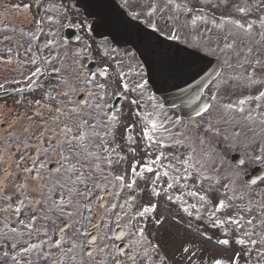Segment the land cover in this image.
I'll use <instances>...</instances> for the list:
<instances>
[{"label":"snow or ice","instance_id":"6c2138e0","mask_svg":"<svg viewBox=\"0 0 264 264\" xmlns=\"http://www.w3.org/2000/svg\"><path fill=\"white\" fill-rule=\"evenodd\" d=\"M14 7L18 9V6ZM23 7L27 10L29 5L25 4ZM146 7L148 9L146 15L151 21L148 27L163 36L165 33L160 31L157 22L152 19L156 16L159 5L152 3ZM165 7L191 15L190 21H186L181 26L171 27L166 37L167 41H176L186 47L178 48L175 44H167L152 34L146 33L145 36L154 41L157 48L164 50L163 55L168 60L176 58L190 60L193 70L198 69L197 74L204 70L199 68V62L204 60V56L216 55L217 51L234 49L235 37L240 33L251 35L255 23L244 24L240 20L230 17H222L219 23L214 17L209 21L208 16L202 11L197 13L187 4H177L175 0H167ZM237 11L247 13L250 8L241 6L237 8ZM131 15L138 17L140 13L133 12ZM177 18L178 16L168 19ZM47 19L51 20L52 17L48 16ZM199 21L211 23L217 29L230 26L223 48H220L219 44L216 48L211 47V38H205L202 33H197L195 36L190 34L189 24L196 26ZM37 23L39 24L40 21ZM260 27L264 29V17L260 19ZM181 33L184 36L183 40ZM28 35L36 39L33 33H28ZM229 36L233 38L232 43L227 42ZM261 38L264 39V32L261 33ZM54 43L53 40H48L46 46ZM188 48H191L192 51H188ZM248 52L251 53V48L248 49ZM200 53L204 55H200ZM56 60L61 61V66L51 68V73L57 74L59 82L65 86L66 90L57 91L55 94L45 92L44 96L47 100L45 103H42L41 100L28 101L26 111L23 113L17 111L12 114L11 119L5 121L7 129H0V199L6 202V207L0 209V212L6 214L4 230L0 231V239L14 241L12 244L14 255L11 256V264H137L138 257L148 256L149 250L158 252L159 246L148 241L145 229L136 223L137 217H146L149 213H155L158 203L145 204L139 211H135L136 197L128 195L125 189L133 191L136 177L143 179L144 173H153V165L161 161L163 153L157 155L149 163L141 164L138 160H132L127 181L125 175H114L111 171L113 165L128 159L127 155H121V149L132 156L137 154L139 142L131 134L135 124H129L125 129L126 135L123 137V144L115 143L120 118L116 114H111L107 116L111 124H105L104 132L101 134L98 129L103 122L98 121L91 112L85 111L81 106L84 102H74L71 99L75 89L68 88L69 80L60 75L68 70L67 56L44 58L41 66L35 67V70L30 73V77H25L26 80H29L26 87L28 89L40 87L36 78L41 75L49 76L51 73L47 69L50 61ZM29 62L35 65L36 57L34 56ZM242 63H251L261 75V79L258 80L255 78V72L249 73L247 75L249 84L264 82V63L259 59L254 61L245 59ZM228 67H232V65L229 63ZM97 71L100 76H107L110 66L106 64ZM117 75L121 78L119 83L122 85L123 93L117 92L116 95L137 90L142 93L147 85L145 80L142 83H137L134 88H130L127 83L122 82L124 73L118 72ZM85 82L92 84L93 80L86 78ZM222 82L219 81L218 86ZM13 83H19V81H13ZM96 88L103 92L105 85L96 84ZM8 91H21V89L10 90L5 87V84H0V92ZM93 95H97L100 100H103V95ZM60 96L66 99H57ZM262 97H264V92H260L255 99L259 101ZM124 98L127 99V95ZM213 99L216 97L214 96ZM250 99L252 97L241 98L235 103L221 104L220 107L225 111L234 110L243 114L245 112L244 105ZM52 101H55V106ZM13 103L20 105L25 102L17 100ZM130 103L139 104V101L132 100ZM87 106L98 114L103 110L102 103ZM211 107L210 104H203L196 111V115L200 116L202 112L210 111ZM8 114L9 110L6 105H0V116ZM136 115L141 114L137 113ZM258 115L264 117V113ZM244 118L252 120L253 114L249 112V115ZM144 120L147 121V126L143 128L142 132V139L147 141L145 147L150 148L153 144L163 146V141L155 139L153 135L157 128H163V125H159L154 118L146 113ZM260 122L264 124V119H261ZM170 123L175 126L180 123V120L177 117ZM164 130L167 131V129ZM207 133L219 136V130L213 129L211 126L206 129L205 134ZM109 137L115 144L114 147L108 146ZM184 139L190 138L185 137ZM172 143L174 145L183 144L184 140L173 139ZM200 143H205L203 137L200 138ZM192 151L194 153L195 149L193 148ZM102 153H107V155H102ZM211 156L212 153L209 150L203 152L201 159H195V156L190 154L186 159L178 161L183 166V179L187 180L194 172L197 179L211 181L213 178L204 174L211 161ZM254 159L256 161L264 160V149H261L260 155H256ZM192 160H195L194 164L189 163ZM244 162V160L239 161L240 164ZM49 164L55 166L49 168ZM169 167L174 166L170 164ZM222 167L223 161L213 169V172L220 179L228 181L223 184L225 190L223 198L219 195L218 187L211 183L206 194L190 190L188 195L199 196V201L212 204L214 210L208 213L209 216H214L216 212L233 206L238 209L232 216L215 219L213 227L228 225L233 226V231H238L246 223L251 230L243 231L242 236L236 235L229 239L218 240L220 245L230 246L234 242L243 246L244 250L238 252L233 249L232 257L227 260L214 259L212 264H240L242 257L245 258V264H252V251L256 253V264H264V234L257 232V227L264 229V189L260 190L261 199L259 201L251 200V190H249L247 206L235 204L236 200H243L246 196L244 191H240L239 194L236 191L235 186L239 181V173H225L223 177H220L219 168ZM163 175L168 176L169 173L165 171ZM179 178L174 177L173 179ZM159 179L160 173L157 171L151 181L152 188L148 192L149 199L159 197L162 192L166 194L168 189L173 188L171 182L168 183L167 189L157 188L155 185ZM251 184L255 185L256 181H251ZM242 187H247V183ZM97 192L102 195H97ZM229 192L232 195H228ZM4 193H11V195L5 196ZM122 196L125 197L123 200H121ZM13 197H19L15 205L12 204ZM105 197L109 199H105ZM167 199L172 200L173 198L168 196ZM203 206L201 205V207ZM192 207L195 208L196 205ZM28 208H31L35 214L31 215L30 220L26 223L25 220L20 219V215ZM183 211L188 212L189 209L184 207ZM253 211L259 215L258 223H254L256 217L245 220L242 215V213L251 214ZM13 222L16 226L9 227V224ZM49 228L52 229L51 233ZM25 235L29 238L27 241L23 240ZM33 236L38 242H32ZM114 240H120V245L114 243ZM125 240L127 249L124 247ZM21 243L25 246H20ZM249 244L259 246L249 250ZM183 251L188 253L189 248L185 247ZM3 259L5 261L9 259L8 252L3 253ZM164 261L165 257L161 256L159 264H164Z\"/></svg>","mask_w":264,"mask_h":264},{"label":"flooded vegetation","instance_id":"af4514ba","mask_svg":"<svg viewBox=\"0 0 264 264\" xmlns=\"http://www.w3.org/2000/svg\"><path fill=\"white\" fill-rule=\"evenodd\" d=\"M118 1L126 7L127 4L122 3L120 0ZM25 4L29 5L27 10L23 7ZM145 4L144 2L141 8L144 11L142 12L140 9L141 15H144V13L146 15L147 13V10L144 9ZM14 6H18V9ZM127 6L129 7V5ZM48 16H51L52 19L48 20ZM37 21H40V23L38 24ZM168 27L171 28L170 25ZM28 33H33L36 39L30 37ZM86 37L93 42L99 41L92 38L89 31V21L83 16L75 2L71 0H0V84H5V87L10 90L21 89V91L0 92V105H6L9 110L8 115L0 116V129H7L5 121L11 119L12 114L17 111L21 113L25 112L28 101L34 102L35 100H41L42 103H45L47 102L44 96L45 92L55 94L57 91L66 90L65 86L59 82L57 74L51 73V68L61 66L60 60L50 61L47 69L51 73L49 76L41 75L36 78L40 87L28 89L26 85L29 83V80H26L25 77H30V73L35 70V67L41 66L44 58L67 56L68 70L62 72L60 75L69 80L68 88L75 89L71 95V99L74 102H84L81 106L84 107L85 111L91 112L93 116L97 117L98 121L103 122L98 131L103 134L104 125L111 124L107 116L116 114L120 118V126L119 131L116 133L115 143L123 144V137L126 135L125 129L129 124H135V128L131 130V134L139 142L137 154L132 156L121 149V155H127L128 159L113 165L111 169L114 175H125L127 181L130 175L129 170L132 160H138L143 164L145 160L144 153L148 149L145 147L147 142L142 139L143 128L147 125V121L144 120V114H149L160 125L157 113L155 112L154 115L156 105L158 106V100L156 97H149L145 94L146 87L142 93L140 90H137L131 93L116 95L117 92L123 93L122 85L119 83L121 78L117 75L118 72L124 73L122 82L127 83L130 88H134L137 83L144 81L143 69L138 63L135 65L138 71L129 72L128 69L121 68L118 65L119 63L114 64L112 58L109 56L110 50L103 51L104 55H102L96 51L91 52L89 50V52L86 49H82L80 44ZM48 40H53L55 43L46 46ZM102 41H105L104 43L106 45L113 47L107 40ZM115 49L129 53L125 49ZM130 54L135 58L131 52ZM34 56L37 59L35 65L29 62ZM73 61L76 62L74 63ZM106 64L110 66V72L107 76H100L97 70L103 68ZM113 67H116L117 71L113 70ZM93 74L95 75L93 76ZM86 78L92 79L93 83H86ZM13 81H19V83H13ZM96 84H104V91L101 92L100 89L96 88ZM93 94L103 95V100H100L97 95ZM125 95H127V99L124 98ZM57 99L66 98L60 96ZM17 100H23L25 103L16 105L13 102ZM132 100H138L139 104L130 103ZM94 103L103 104L101 113L98 114L94 109L87 106ZM149 103L151 104L149 105ZM52 104L55 106V101H52ZM137 113L141 115L138 116L136 115ZM28 114L31 115V113ZM108 146H115L111 137H109ZM102 155H107V153H102ZM263 162L264 160L259 161V163L254 162L248 167L245 161L240 167L244 168L243 176L253 166H260ZM54 166V164L48 165L49 168ZM137 171L139 172V169ZM135 179L137 180L138 177ZM4 195H11V193H4ZM97 195H102V193L97 192ZM18 198L13 197V205H15ZM105 199L109 198L105 197ZM4 207H6V202L0 199V209ZM199 209H202V207L200 206ZM33 214H35L33 210L28 208L21 213L20 219L25 220L27 223ZM5 216L6 214L4 212H0V231L4 230ZM257 216L258 218L254 220V223H258L259 215L257 214ZM208 225L198 224L200 228ZM210 225L212 226L213 224ZM15 226L16 224L14 222L9 224V227ZM204 230L210 232V234L214 231V234H212L214 238H202V242L199 244L200 247L195 246L196 239H191L188 244L189 252L187 253V259L189 260L186 264H212L214 259L223 258L227 260L232 257L233 249L238 252L244 250L243 246L237 245L234 242L230 246L218 244V240L220 239H229L227 238L229 234L225 229H208V227H204ZM245 230H251L250 226L246 223L242 225L240 230L232 231L230 236H242ZM51 231L52 229L49 228L50 233ZM257 232L264 234V229L257 227ZM253 238L255 239L256 237ZM28 239L27 235L23 237L24 241ZM32 242H38L35 236L32 237ZM13 243L14 241L11 240L0 239V264H11V256L14 255L12 249ZM205 243L213 247L211 253H206V249L204 248ZM20 246L25 245L21 243ZM258 246L249 244L248 249L251 250ZM4 252L9 253V259L7 261L3 259ZM251 258L252 264H256L255 251H252ZM170 262L171 264H184V262ZM240 264H245L244 257L241 258Z\"/></svg>","mask_w":264,"mask_h":264},{"label":"rangeland","instance_id":"374dc122","mask_svg":"<svg viewBox=\"0 0 264 264\" xmlns=\"http://www.w3.org/2000/svg\"><path fill=\"white\" fill-rule=\"evenodd\" d=\"M122 3L126 5L127 10L130 13L136 12L140 13V15L136 18H140L144 21L146 25L149 24L150 19L147 15H141L142 5L145 4V10H148L146 5H151L152 3H156L159 5L156 16L153 17L158 27L161 31L169 34V27L166 25L173 26H181L182 22H175L168 19L169 17H173V13H179V19L184 21H190L191 15L180 12L174 8H166L165 5L167 0H120ZM177 4H187L189 8L195 10V12H203L208 16L209 21L214 17L217 23L220 22L222 17H230L232 19L240 20L241 23L247 24L249 22H255L253 25V30L251 35L240 33L234 39L235 47L231 50H224L223 52L217 51L216 55H212L214 57L219 58L223 69L218 77L212 84L207 88V93L209 96H212L211 99V109L208 112H205L199 119L203 121L201 126L206 129L211 126L213 129H225L227 132V138L230 142L231 148H233L232 142L235 138L234 132L236 128H243L252 130L253 127L261 129V126L264 127V124L260 122L264 117H260L258 114L264 113V97H262L259 101L255 99L256 96L260 94V92H264V82L257 84H249L247 81V75L249 73H256L255 78L260 80L261 75L257 69L253 67L251 63H242L247 59L248 61H254L259 59L262 63H264V39L261 38V33L264 32V29L260 27V19L264 17V0H175ZM249 7L250 11L247 13H239L237 11L238 7ZM141 9V11H140ZM163 9V11H161ZM218 17V19H217ZM175 23V24H174ZM192 30L194 31V36L197 33H202L205 38L210 37L212 40L211 47L216 48L217 44H219L220 48H223L225 41V36L228 35L230 31V26H225L223 29L215 28L211 23L199 21L196 26H192ZM210 30V31H207ZM105 41L99 40L97 42L91 41L89 38L83 39V42L80 44L82 49L90 50L91 52L96 51L98 54L104 55L103 51H108L110 58L115 63H119L118 65L121 68L128 69V71L136 72L138 71L135 65L138 64V61L129 53L120 51L115 49L114 47H110L104 43ZM227 42L232 43L233 38L229 36ZM251 48V53L249 54L248 49ZM89 51V52H90ZM233 65L232 67H228V64ZM113 70L117 71L116 67H113ZM223 81L222 83L218 82ZM113 82H115L113 80ZM148 96L149 94L145 92ZM216 99H213V97ZM150 97V96H149ZM252 97L248 101L245 107V112L243 114L230 110L225 111L220 107L221 104L225 103H235L241 98ZM262 104L263 108L257 107V105ZM151 103H149L150 105ZM157 108V105H156ZM156 110V109H155ZM170 114L168 115V113ZM249 112L253 114L252 120H247L244 117L249 115ZM167 116L165 117L166 121L169 120L168 116L173 115L174 119H177L178 115L170 110L168 111ZM179 118V117H178ZM147 126V125H146ZM221 131V130H220ZM264 131V129H263ZM195 132V131H194ZM193 134L192 131L189 132L188 136H191L190 139H187L188 142L195 144L200 143V132H195ZM157 137V131L154 133ZM153 134V135H154ZM154 135V138L156 136ZM206 136V135H203ZM179 138H184L185 135H179ZM209 139H208V138ZM206 137L207 143L201 144L204 145L200 149H195V152L192 154L195 156V159H201L203 152L212 148L217 150L220 143H218V137L213 133H209ZM159 139V138H158ZM161 140V139H159ZM168 145L169 142H168ZM196 145V144H195ZM207 145L208 147L206 148ZM224 145V143L222 144ZM158 144L152 148H148L145 151V161L148 160L150 156H153L152 150L155 149ZM192 146L187 151L177 150V149H165L164 147H160L158 150L159 154L163 153V157L160 161V164H166L167 166H163L160 171V179L156 182L157 188L167 189L168 183L173 184L172 189H168L166 194L161 193L159 197H152L149 199L148 192L152 188L151 181L153 177L156 176L157 171L159 172L157 166L153 165L154 171L153 173H145L144 178L139 181V189L137 194V209L142 208L145 204L158 203V207L155 213H149L146 217H137V224L139 227H143L145 229V236L148 241L151 243H160V248L164 256L167 260L172 262H184L187 260V253L183 251L185 247H188V244L191 238L196 239L195 246L200 247V243L202 242L193 231L185 230L183 226L185 224L192 225V222L199 221L198 218L188 215L187 212L183 211L184 207L189 206L187 202H190V196L188 195L190 186H197L198 189L205 192L208 191L209 185L214 184L220 190V185L223 186L224 183H227V180L220 179L217 177V174L213 172V169L216 167L207 166V170L205 171V176H210L213 179L211 182H206L205 184L199 183V179L196 178L195 173L188 177L187 180L183 179V176L179 179H173L172 177L177 174V172L183 169V166L178 162L184 160L183 155H190L192 153ZM165 156V158H164ZM218 158H220L218 156ZM217 158V159H218ZM173 160V161H172ZM191 163H195V160H192ZM218 163V162H217ZM173 165L174 167H169V165ZM167 171L169 173L168 176H164L163 173ZM229 172V167L224 166L219 168L220 177H223L225 173ZM176 180L178 184H176ZM218 182V183H217ZM188 187V189H187ZM147 189V191H145ZM240 189V188H239ZM183 193L184 197L177 198V193ZM243 191V189H241ZM128 195H131L132 192H126ZM230 193V192H229ZM239 194V192L237 193ZM172 196V200H168L167 197ZM123 199L125 198L122 196ZM213 206L212 204H210ZM140 208V209H141ZM139 209V210H140ZM137 210V211H139ZM159 221V223H157ZM59 223V222H58ZM156 229V230H155ZM204 248L206 249V253H211L213 251V247L205 243ZM164 250V251H163ZM153 253V252H152ZM148 254H151L150 252ZM167 254V255H166ZM150 259H154V257H150Z\"/></svg>","mask_w":264,"mask_h":264},{"label":"water","instance_id":"95a60500","mask_svg":"<svg viewBox=\"0 0 264 264\" xmlns=\"http://www.w3.org/2000/svg\"><path fill=\"white\" fill-rule=\"evenodd\" d=\"M76 1L84 10L86 16L92 18L91 30L93 34L97 37H108L117 45L132 46L146 68L148 82L154 89V92L161 95L165 105L180 104L181 113L187 115L189 110L185 107V101H176L169 96L170 91L176 92L177 90L178 92V90H180L178 86V82H180L178 76V58L168 60V58L163 55L164 50L162 48H157L155 42L148 39L145 34H152L167 44L177 45L178 48L184 47L174 42L167 41L153 31L143 27L140 23L131 20L114 0ZM209 61L210 60L207 59L203 60L204 63H208ZM187 68L188 70H193V67L191 68L189 65ZM181 69L186 70L184 67H181ZM198 103H201V99L198 100Z\"/></svg>","mask_w":264,"mask_h":264}]
</instances>
